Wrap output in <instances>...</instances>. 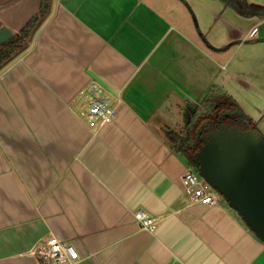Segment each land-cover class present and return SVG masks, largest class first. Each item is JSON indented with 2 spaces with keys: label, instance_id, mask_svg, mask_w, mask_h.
Here are the masks:
<instances>
[{
  "label": "crops",
  "instance_id": "0c3cea01",
  "mask_svg": "<svg viewBox=\"0 0 264 264\" xmlns=\"http://www.w3.org/2000/svg\"><path fill=\"white\" fill-rule=\"evenodd\" d=\"M227 1L223 13L246 17L249 33L204 19L195 29L187 0H52L0 73V264H42L31 251L50 235L75 246L77 264H264V243L226 202L191 204L190 166L165 133L213 88L231 96L233 80L246 82L248 58L232 65L239 52L264 51L262 11ZM3 6L0 24L18 32L40 1ZM91 82L116 109L103 127L86 124L76 101ZM138 211L158 221L155 233Z\"/></svg>",
  "mask_w": 264,
  "mask_h": 264
},
{
  "label": "water",
  "instance_id": "95a60500",
  "mask_svg": "<svg viewBox=\"0 0 264 264\" xmlns=\"http://www.w3.org/2000/svg\"><path fill=\"white\" fill-rule=\"evenodd\" d=\"M39 1L38 12L18 32L0 24V47L39 15L42 0ZM240 117V113L232 115L233 119ZM244 123L246 130L222 126L208 135H205L208 131L205 126L192 162L197 174L264 243V135L252 129L247 120Z\"/></svg>",
  "mask_w": 264,
  "mask_h": 264
},
{
  "label": "rangeland",
  "instance_id": "374dc122",
  "mask_svg": "<svg viewBox=\"0 0 264 264\" xmlns=\"http://www.w3.org/2000/svg\"><path fill=\"white\" fill-rule=\"evenodd\" d=\"M187 1L188 4H185L184 8L190 14L188 16L195 29H199L200 26L198 19H204L207 27L213 26L217 32L222 31L227 34L231 31L233 32L232 34H236L239 31L240 35H243L253 29L251 21H248L246 17H241L236 10L233 9L234 12H232L230 17L227 15L228 12L226 14L223 13L225 4L221 0ZM233 2L239 5L246 4L251 9L254 8L255 13L262 11L261 9L264 8V0H233ZM208 10L216 14V19L209 14ZM219 17H223L222 20L225 21V24L221 22L222 20ZM27 21L23 24L27 23ZM200 27L204 31L205 27L202 22ZM239 37H241V41H247L244 36ZM253 52L251 53V50L250 53L239 52L233 58L232 65L234 67H239L248 58L247 67L241 72V75H246V82L241 83L238 79L233 80L229 91L243 116L254 121L259 126V132L264 135V95L259 91V89L264 90V51ZM220 198L225 202L222 197Z\"/></svg>",
  "mask_w": 264,
  "mask_h": 264
},
{
  "label": "trees",
  "instance_id": "16d2710c",
  "mask_svg": "<svg viewBox=\"0 0 264 264\" xmlns=\"http://www.w3.org/2000/svg\"><path fill=\"white\" fill-rule=\"evenodd\" d=\"M230 5L227 0H221ZM51 12V0H42L40 13L14 39L0 47V73L13 61L19 58L29 47L35 33L44 23ZM264 15V9L262 8ZM240 113L239 120L250 122L252 129L258 130L257 125L239 110L238 104L226 92L213 88L207 97L198 105L188 108L185 114V124L181 131H165L166 137L173 145V150L185 158L190 168L195 169L192 156L198 151L199 139L203 136L205 126H214L221 121L224 125H234L232 115Z\"/></svg>",
  "mask_w": 264,
  "mask_h": 264
},
{
  "label": "built area",
  "instance_id": "2783aa9c",
  "mask_svg": "<svg viewBox=\"0 0 264 264\" xmlns=\"http://www.w3.org/2000/svg\"><path fill=\"white\" fill-rule=\"evenodd\" d=\"M255 33L256 30L251 36ZM76 101L86 107L87 111L81 114V118L91 127H103L113 123L116 118V109L112 107L110 99L96 82H91L86 88L80 90ZM182 189L194 205L212 207L217 205L220 198L193 168H189L183 175ZM134 218L142 230L149 233H155L157 230L158 221L149 218L143 211L136 212ZM31 254L42 264H77L80 260L75 246L63 242L55 235H50L37 244Z\"/></svg>",
  "mask_w": 264,
  "mask_h": 264
},
{
  "label": "flooded vegetation",
  "instance_id": "af4514ba",
  "mask_svg": "<svg viewBox=\"0 0 264 264\" xmlns=\"http://www.w3.org/2000/svg\"><path fill=\"white\" fill-rule=\"evenodd\" d=\"M51 6H52V0H51ZM235 120V124L234 125H224L221 121L217 122L219 124L214 125V126H208V131L205 135H208L209 133H212L214 131H216L218 128L222 127V126H226V127H237L239 129L242 130H246V125L244 123V120H239V119H234Z\"/></svg>",
  "mask_w": 264,
  "mask_h": 264
}]
</instances>
